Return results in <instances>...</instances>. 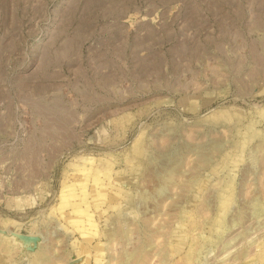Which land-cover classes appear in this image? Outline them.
Wrapping results in <instances>:
<instances>
[{
    "label": "rangeland",
    "instance_id": "rangeland-1",
    "mask_svg": "<svg viewBox=\"0 0 264 264\" xmlns=\"http://www.w3.org/2000/svg\"><path fill=\"white\" fill-rule=\"evenodd\" d=\"M0 264H264V0H0Z\"/></svg>",
    "mask_w": 264,
    "mask_h": 264
},
{
    "label": "bare ground",
    "instance_id": "bare-ground-1",
    "mask_svg": "<svg viewBox=\"0 0 264 264\" xmlns=\"http://www.w3.org/2000/svg\"><path fill=\"white\" fill-rule=\"evenodd\" d=\"M84 170V169H83ZM83 172H85V171H83ZM168 180V179H167ZM81 184V187H84L85 188V183H80ZM84 185V186H83ZM68 192H70V190L68 191ZM82 212V211H81ZM77 216V215H76ZM72 221H74V220H72ZM12 222V221H11ZM7 224V223H6ZM127 224V223H126ZM126 227V226H125ZM127 228V227H126ZM125 229V228H124ZM130 230V229H129ZM122 233L124 234V232L122 231ZM125 233H126V231H125ZM11 236V235H10ZM114 238V237H113ZM143 244V243H142ZM138 249V248H137ZM141 250H143V249H141ZM130 257H132V256H130ZM39 258V257H38ZM137 258H138V252H137ZM130 259V258H129ZM138 260V259H137ZM129 261V260H128ZM127 261V262H128ZM138 263V262H137Z\"/></svg>",
    "mask_w": 264,
    "mask_h": 264
},
{
    "label": "water",
    "instance_id": "water-1",
    "mask_svg": "<svg viewBox=\"0 0 264 264\" xmlns=\"http://www.w3.org/2000/svg\"><path fill=\"white\" fill-rule=\"evenodd\" d=\"M26 239H31V238H29V237H26Z\"/></svg>",
    "mask_w": 264,
    "mask_h": 264
}]
</instances>
